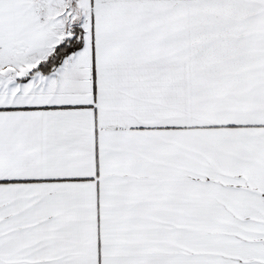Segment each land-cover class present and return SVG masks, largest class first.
<instances>
[{"label":"snow or ice","instance_id":"1","mask_svg":"<svg viewBox=\"0 0 264 264\" xmlns=\"http://www.w3.org/2000/svg\"><path fill=\"white\" fill-rule=\"evenodd\" d=\"M0 264H264V0H0Z\"/></svg>","mask_w":264,"mask_h":264}]
</instances>
